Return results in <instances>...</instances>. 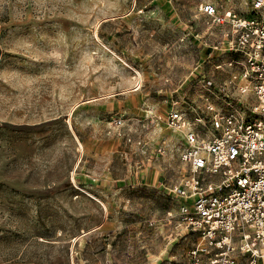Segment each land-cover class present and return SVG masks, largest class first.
Segmentation results:
<instances>
[{
	"label": "rangeland",
	"instance_id": "obj_1",
	"mask_svg": "<svg viewBox=\"0 0 264 264\" xmlns=\"http://www.w3.org/2000/svg\"><path fill=\"white\" fill-rule=\"evenodd\" d=\"M206 1L0 0V264H184L164 220L184 165L133 164L178 139L145 109H203L200 85L227 80Z\"/></svg>",
	"mask_w": 264,
	"mask_h": 264
},
{
	"label": "built area",
	"instance_id": "obj_2",
	"mask_svg": "<svg viewBox=\"0 0 264 264\" xmlns=\"http://www.w3.org/2000/svg\"><path fill=\"white\" fill-rule=\"evenodd\" d=\"M250 5L241 16L199 4L212 18V47L205 53L214 71L227 76L223 83L200 85L212 95L203 109L180 97L163 110H144L178 139L162 142L133 167L173 152L184 165L182 177L165 185L176 207L165 211L164 220L175 238L191 240L187 264H264V0ZM150 147L136 142L139 153Z\"/></svg>",
	"mask_w": 264,
	"mask_h": 264
},
{
	"label": "crops",
	"instance_id": "obj_3",
	"mask_svg": "<svg viewBox=\"0 0 264 264\" xmlns=\"http://www.w3.org/2000/svg\"><path fill=\"white\" fill-rule=\"evenodd\" d=\"M217 1L216 0L215 1L212 0L211 3H214V4H216L218 6L219 5L218 4L219 2H217ZM219 1L221 3V6H218V10L219 11H225V10H229V9H231L233 11H252V7L250 5V0H219ZM208 2H210V1H208ZM152 167H154V166L151 165V163L146 164V165L143 164V167H141L142 169L140 168L141 169L140 170V172H141L140 174L143 175V172H144L145 168H147L146 170L148 172H146V173L148 174V177L150 178V180H152L153 179L152 176L154 177L155 173L156 172L158 173V170H156V172H155L154 171L155 170V167H154V169H152ZM156 168H158V167H156ZM140 174L137 176V179H136L137 184H139L140 181H142L141 179H144V176H142L140 178ZM145 177H147V175ZM157 178L158 177H156V179ZM163 179H164V177L160 181V184L162 183ZM161 186H162V184H161ZM185 260L186 261L184 262V264H187L188 260H187L186 255H185Z\"/></svg>",
	"mask_w": 264,
	"mask_h": 264
},
{
	"label": "bare ground",
	"instance_id": "obj_4",
	"mask_svg": "<svg viewBox=\"0 0 264 264\" xmlns=\"http://www.w3.org/2000/svg\"><path fill=\"white\" fill-rule=\"evenodd\" d=\"M135 71V70H134ZM128 91H131V89H126V92H128ZM113 95V94H112ZM108 96H111V95H108ZM97 98V97H96ZM100 98V97H99ZM94 99V98H93ZM90 102V101H89ZM78 105V104H77ZM75 138V137H74ZM79 139V138H78ZM80 143V142H79ZM81 145V144H80ZM82 151V150H81ZM80 159L81 158H78L77 159V161H76V163H75V165H74V167H73V173L75 172V170H76V168L78 167V165H79V162H80ZM72 173V174H73ZM87 192V194L89 195V196H91L92 198H95V199H97L98 200V197H96L95 195H93L92 193H90V192H88V191H86ZM75 239V238H74Z\"/></svg>",
	"mask_w": 264,
	"mask_h": 264
}]
</instances>
